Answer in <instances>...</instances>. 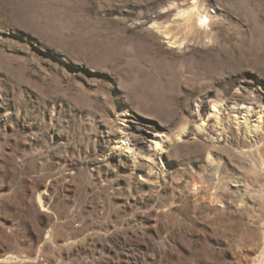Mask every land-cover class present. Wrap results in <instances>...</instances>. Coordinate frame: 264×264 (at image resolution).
<instances>
[{
    "label": "rangeland",
    "instance_id": "1",
    "mask_svg": "<svg viewBox=\"0 0 264 264\" xmlns=\"http://www.w3.org/2000/svg\"><path fill=\"white\" fill-rule=\"evenodd\" d=\"M263 111L264 0H0V264H264Z\"/></svg>",
    "mask_w": 264,
    "mask_h": 264
},
{
    "label": "bare ground",
    "instance_id": "2",
    "mask_svg": "<svg viewBox=\"0 0 264 264\" xmlns=\"http://www.w3.org/2000/svg\"><path fill=\"white\" fill-rule=\"evenodd\" d=\"M181 18L183 19V21L186 23V25L189 28L192 27L194 19H196V22L200 23L201 26H206L207 23L209 22V17L204 15V13L202 12V10L199 6H195L194 8L190 9L189 11L184 12L181 15ZM172 44L176 45L177 42L175 41ZM220 112H221V106L215 104L213 106L211 114L216 118V120L220 119ZM261 115H262L261 119H264V111L261 113ZM184 133H185V131L183 132V134ZM156 149L161 150L162 149L161 145H159V144L156 145Z\"/></svg>",
    "mask_w": 264,
    "mask_h": 264
}]
</instances>
